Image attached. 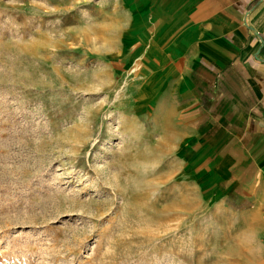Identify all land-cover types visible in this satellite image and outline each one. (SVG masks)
Here are the masks:
<instances>
[{"label":"rangeland","instance_id":"1","mask_svg":"<svg viewBox=\"0 0 264 264\" xmlns=\"http://www.w3.org/2000/svg\"><path fill=\"white\" fill-rule=\"evenodd\" d=\"M113 3L0 0V264H264L241 205L184 172Z\"/></svg>","mask_w":264,"mask_h":264},{"label":"crops","instance_id":"2","mask_svg":"<svg viewBox=\"0 0 264 264\" xmlns=\"http://www.w3.org/2000/svg\"><path fill=\"white\" fill-rule=\"evenodd\" d=\"M112 12L119 53L145 57L166 96L184 172L240 204L264 245V0H114Z\"/></svg>","mask_w":264,"mask_h":264}]
</instances>
